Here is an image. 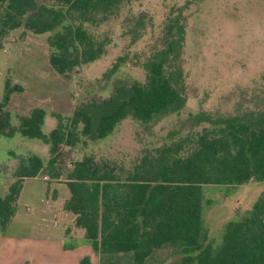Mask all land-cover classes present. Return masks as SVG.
<instances>
[{"label": "trees", "instance_id": "1", "mask_svg": "<svg viewBox=\"0 0 264 264\" xmlns=\"http://www.w3.org/2000/svg\"><path fill=\"white\" fill-rule=\"evenodd\" d=\"M53 1L47 5L40 0H0V48L21 26L34 35L49 33V65L57 74L69 76L76 67L99 59L108 43L94 37L84 24L95 25L116 15L132 0ZM136 26L142 28L140 22ZM183 33L182 23L169 20L162 31V47L145 63V83L116 85L107 98L79 105L66 127L57 115L59 121L48 134L42 131L46 112L38 107L28 116H17V128L11 127L5 106L9 95L22 88L9 87L5 81L0 135L18 132L39 139L49 145V158L46 164L35 155L19 161L15 181L0 194V233L14 216L23 178L42 173L58 179L63 174L57 162L60 144L74 146L79 134L103 139L127 117L147 123L183 104L181 72L170 64L181 48ZM183 141L147 150L130 169L84 156L67 170L69 196L63 208L75 215V225L83 229L98 264H145L156 251L168 248L180 251L179 264H264V194L238 220L227 222L220 243L208 240L202 217L203 184L264 181V112L204 131L186 150ZM80 264H89V257Z\"/></svg>", "mask_w": 264, "mask_h": 264}, {"label": "rangeland", "instance_id": "2", "mask_svg": "<svg viewBox=\"0 0 264 264\" xmlns=\"http://www.w3.org/2000/svg\"><path fill=\"white\" fill-rule=\"evenodd\" d=\"M40 2L55 4L53 0ZM169 20L182 23L184 28L181 48L172 55L174 61H170L181 72L183 104L147 123L127 117L103 139L91 140L80 135L79 125V141L72 147L59 146L57 162L63 168L59 183L65 181L72 164L84 156L112 161L130 169L135 159L147 150L168 146L182 138H185L182 143L186 150L204 131L264 112V0H132L104 21L84 24L94 37L108 40L105 53L96 61L76 67L69 76L57 74L48 62L50 48L46 38L49 33H45L42 39L30 36L27 45L20 49L22 52L11 57L8 62L11 67L0 75L9 87L16 84L15 76L27 83L26 98L22 101L43 99L39 102L46 110L42 129L48 134L59 121L57 115L66 127L72 111L79 105L107 98L116 85L145 83V63L162 47V31ZM137 22L142 28L136 26ZM18 29L15 36L5 39V45L14 44L21 37L24 28ZM4 59L1 53V64ZM12 66L17 68L16 75ZM14 117L18 123L17 116ZM17 135L20 134L0 135V161L18 154L14 169L8 172L5 166L0 168L3 170L0 172L1 195L6 194L8 186L15 181L13 172L19 161L31 156V151H37L44 164L49 158L48 144L39 140L36 147L19 141ZM42 175L39 173L31 181L33 177H25L22 183L27 181V187H39ZM43 176L47 181H55L46 174ZM9 179L11 182L5 184ZM4 184L6 188L2 190ZM58 187V196L62 198L61 187ZM202 190L204 226L208 240L216 244L220 243L227 222L238 220L257 197L264 194V181L248 179L237 185L203 184ZM49 194L55 195L53 190ZM22 198L15 204V209L19 210L15 223L28 225L30 231L38 233L36 237L57 232L56 235L65 238L64 248L86 249L89 254L83 257L88 256L98 264V256L84 238L83 229L75 225L73 213L63 212L61 204L53 203L54 213L50 217L47 209H40L43 203L36 204L32 198L24 196L28 198L25 205ZM181 257L176 248L161 249L145 264H179ZM121 264L130 263L122 261Z\"/></svg>", "mask_w": 264, "mask_h": 264}, {"label": "crops", "instance_id": "3", "mask_svg": "<svg viewBox=\"0 0 264 264\" xmlns=\"http://www.w3.org/2000/svg\"><path fill=\"white\" fill-rule=\"evenodd\" d=\"M14 29L9 33V36H13L16 32ZM21 32V31H19ZM42 35H34L27 31H22V35L18 38L14 44H8L11 47L8 48V45L3 43L2 48H0V54L2 53L5 56L4 62H0V72L4 69L11 67L8 62L11 61V57L15 54L22 52L20 49H23L28 43V39L30 36H39V39H42ZM15 36V35H14ZM18 56V55H17ZM13 70L15 71V75L17 72V68L12 66ZM14 75V76H15ZM4 79L0 75V101L3 98L4 94ZM15 83L21 86L22 90L18 92H12L9 95L8 102L5 106V110H7L11 115V126H17V120L15 116H28L30 111L35 108H42L45 112L46 110L39 104L40 101L43 99H39L38 97L33 98L32 102L22 101L26 98V92L28 89L27 83L23 81L20 76H15ZM26 102V103H24ZM13 116V118H12ZM46 116V114H45ZM46 119L44 117V123ZM43 123V125H44ZM43 127V126H42ZM54 128V127H53ZM52 129V128H51ZM50 129V130H51ZM43 131V129H42ZM19 141L23 143H28L31 145H35L37 147V142L39 139H30L27 140V137H23L21 135L16 136ZM35 148V147H34ZM32 155L38 156L39 154L37 151H31ZM14 155L8 160L0 161V168L6 167L7 171H11L15 167V157L18 155L17 153H13ZM43 161V160H42ZM0 172H3L0 171ZM45 175V174H43ZM41 176L39 180V187H27V181H23L21 190L19 192L17 200L21 199L25 205L28 204V198H24V196H28L33 199L34 203H43L40 209L44 210L47 209L49 211V216L51 217L54 213L53 210V203L61 204V209L63 212H68L64 210V202L68 199L69 193L65 181L59 183V179H55L54 182L47 181L44 176ZM35 178H31L34 180ZM52 180V178H51ZM4 182V181H3ZM11 182V179L7 180L5 184ZM5 184L1 189H5ZM53 186V187H52ZM58 186L61 187V192L63 194L62 198L59 197V192L57 191ZM39 188V189H38ZM54 191L55 195L49 194L50 191ZM61 199V201H59ZM27 202V203H26ZM18 204V203H17ZM23 205V206H25ZM19 210H15V214L9 224L6 226L5 230L0 233V264H80L81 259L83 258L84 254H89L86 249H81L80 247H72L69 249H65L63 247V242L65 238H62L59 235L48 234L47 237H36L38 235L37 232H33L29 230L28 225L15 223L14 219L17 218ZM75 218V217H74ZM15 226H18V229H14ZM26 226V227H25ZM82 247V246H81ZM89 264H97L94 260L90 259Z\"/></svg>", "mask_w": 264, "mask_h": 264}]
</instances>
